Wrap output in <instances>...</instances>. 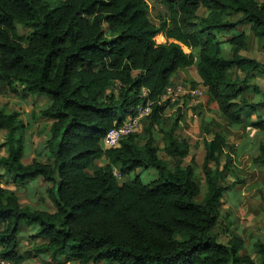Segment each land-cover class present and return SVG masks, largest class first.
I'll return each instance as SVG.
<instances>
[{
	"label": "trees",
	"instance_id": "trees-1",
	"mask_svg": "<svg viewBox=\"0 0 264 264\" xmlns=\"http://www.w3.org/2000/svg\"><path fill=\"white\" fill-rule=\"evenodd\" d=\"M167 2L170 14L157 23L149 0H0V78L48 97L41 114L52 120L48 160L25 163L19 113L0 107L8 141L0 168L18 183L41 177L54 204L53 210L23 204L0 179V258L26 264L34 251L62 254L65 264H264V242L249 254L240 235L224 242L214 231L229 188L219 183L233 154L226 135L217 130L205 140L208 191L199 201L194 159L182 165L190 142L175 132L182 107L164 131V150L178 158L174 167L160 156L154 132L171 104L160 95L191 66L229 124L264 131V90L254 81L264 62L242 52L250 35L239 29L248 26L264 44V0ZM161 32L174 40L157 42ZM143 87L157 101L144 137L136 131L105 149L106 133L135 113ZM246 90L259 99L244 96ZM101 157L106 163L95 165ZM254 162L264 164V142ZM115 167L121 175L150 167L160 174L121 182ZM23 237L35 241L25 251Z\"/></svg>",
	"mask_w": 264,
	"mask_h": 264
},
{
	"label": "rangeland",
	"instance_id": "rangeland-1",
	"mask_svg": "<svg viewBox=\"0 0 264 264\" xmlns=\"http://www.w3.org/2000/svg\"><path fill=\"white\" fill-rule=\"evenodd\" d=\"M168 0H149V14L152 20L159 23L170 14ZM204 9H201L203 13ZM22 35H26L28 28L18 24ZM249 33V43L242 52L245 55L255 57L264 62V44L258 40L254 32L248 26H241ZM158 42L159 35L155 37ZM184 49H187L184 46ZM186 50V52H187ZM200 78L195 66L183 68L175 75L174 83H183L185 86H197L204 89L199 82ZM254 81L264 90V72H259ZM199 82V84H198ZM244 96L252 100L259 99L258 95L246 90ZM49 104V98L43 95L32 94L26 91L21 84H11L0 78V107L7 112L16 111L21 119V126L16 130V136L24 146L23 161L31 162L33 159L48 160L46 139L50 134L52 120L44 117L41 110ZM182 107L183 117L175 132L180 139L186 138L190 142V154L182 159V165L192 163L194 159L195 177L201 187V194L197 200L204 201L208 191L204 176V161L206 156L205 140L211 139L219 130L227 138L226 150L232 149L229 167L224 169V177L219 179L221 185H228L222 202L219 205L218 220L214 231L221 241L227 242L234 234L244 239L243 251L256 254V243L264 242V164H256L254 157L259 153V146L264 142V131L248 126L246 123L229 124L217 109L214 101H211L206 90L196 97L185 95L178 102L167 106L164 117L154 127L156 143L159 146V154L166 159L169 167H174L178 158L169 156L164 150V131L170 129L177 117L178 109ZM180 109V110H181ZM264 114V108H261ZM254 119L256 113L249 112ZM149 120L145 119L137 130L139 137L145 135V127ZM143 141V140H142ZM8 154L7 130H0V155ZM227 156H222V163L226 162ZM106 158L101 157L95 161V165L106 163ZM209 167L214 169L215 162H210ZM119 172V171H118ZM160 174L157 167L139 168L126 175L119 177L121 182H130L139 176L143 181H150ZM120 175V174H119ZM0 179L3 185L14 190L23 204L34 207L54 209L46 192V182L41 178L31 179L24 183L14 182L10 176L0 168ZM24 251L32 247L33 240L23 237ZM39 241H41L39 239ZM38 243V242H36ZM30 256L26 264H61L66 263V257L59 255L53 257L50 254ZM33 253V254H32ZM98 264H109L101 262Z\"/></svg>",
	"mask_w": 264,
	"mask_h": 264
},
{
	"label": "built area",
	"instance_id": "built-area-1",
	"mask_svg": "<svg viewBox=\"0 0 264 264\" xmlns=\"http://www.w3.org/2000/svg\"><path fill=\"white\" fill-rule=\"evenodd\" d=\"M204 90L200 86H185L183 83L170 84L160 95L158 101L162 103L170 101L173 103L185 95L191 97L199 96ZM140 96L141 101L138 103L135 113L128 115L121 123L115 124L106 133L103 138V147L105 149L116 146L123 138L136 132L142 125V122L151 115L157 101L150 97V92L147 87L141 89ZM113 171L118 177L122 176L118 168L115 167ZM0 264H13V262L7 258H0Z\"/></svg>",
	"mask_w": 264,
	"mask_h": 264
},
{
	"label": "crops",
	"instance_id": "crops-1",
	"mask_svg": "<svg viewBox=\"0 0 264 264\" xmlns=\"http://www.w3.org/2000/svg\"><path fill=\"white\" fill-rule=\"evenodd\" d=\"M158 35H159V36L161 35V37H162V38L158 39V42H166L167 40H168V41H172V40H174V39H172V38L168 39V38H167L162 32L159 33ZM182 46H183V48H184V46H185L186 48H188V50H187V49H184L185 51H186V50H187V52L192 51V48H191V47H189V46H187V45H185V44H182Z\"/></svg>",
	"mask_w": 264,
	"mask_h": 264
},
{
	"label": "bare ground",
	"instance_id": "bare-ground-1",
	"mask_svg": "<svg viewBox=\"0 0 264 264\" xmlns=\"http://www.w3.org/2000/svg\"><path fill=\"white\" fill-rule=\"evenodd\" d=\"M159 38H162L161 35L159 36Z\"/></svg>",
	"mask_w": 264,
	"mask_h": 264
}]
</instances>
